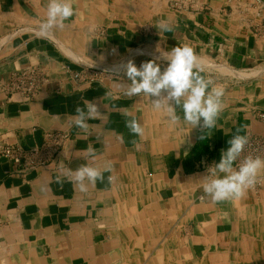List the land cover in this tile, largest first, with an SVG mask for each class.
<instances>
[{
    "label": "crops",
    "instance_id": "1",
    "mask_svg": "<svg viewBox=\"0 0 264 264\" xmlns=\"http://www.w3.org/2000/svg\"><path fill=\"white\" fill-rule=\"evenodd\" d=\"M47 3L0 0V146L28 150L47 132L68 135L52 164L37 169L20 172L0 157V264H264V174L240 200L213 204L202 189L237 130L264 136L255 116L264 112V37L253 31L264 0H72L65 27L44 34ZM161 20L173 30L161 31ZM181 45L225 90L212 129L183 119L170 126L147 97H128L122 86L130 82L120 65L156 59L163 71V54ZM29 66L49 79L37 98L2 91ZM84 99L101 112L87 131L72 124ZM125 112L144 127L142 138L125 127ZM106 161L112 172L87 192L66 176L55 183L69 168Z\"/></svg>",
    "mask_w": 264,
    "mask_h": 264
},
{
    "label": "clouds",
    "instance_id": "2",
    "mask_svg": "<svg viewBox=\"0 0 264 264\" xmlns=\"http://www.w3.org/2000/svg\"><path fill=\"white\" fill-rule=\"evenodd\" d=\"M74 15L72 0H48L46 18L39 24V31L47 34L54 29H63L65 21ZM161 31H172L173 25L161 20ZM167 67L162 71L156 59L143 62L137 67L133 60L119 66V70L130 82L125 87L128 97H147L152 108L165 115L170 126L180 124L181 119L191 128L212 129L223 110V86L202 75L200 58L189 45L176 46L163 54ZM166 93V94H165ZM111 97L112 93H107ZM182 112L183 116L178 114ZM72 124L84 131L89 129L88 121L101 116L100 107L94 100H83V107L77 105ZM125 127L135 137L142 138L145 129L131 113L125 112ZM122 139V137H120ZM204 137H201L203 139ZM249 137L237 130L228 147L221 150L219 162H214L202 178V189L213 204L243 199L247 192L254 189L257 179L264 174V157L248 155L243 158ZM135 143V141H133ZM87 156L95 161L96 150L89 145L85 150ZM113 165L106 161L102 167L85 163L75 170L67 169L55 177V183L63 185L66 176L80 191L87 192L89 185L105 181V173H111ZM113 177L108 175L111 183Z\"/></svg>",
    "mask_w": 264,
    "mask_h": 264
},
{
    "label": "built area",
    "instance_id": "3",
    "mask_svg": "<svg viewBox=\"0 0 264 264\" xmlns=\"http://www.w3.org/2000/svg\"><path fill=\"white\" fill-rule=\"evenodd\" d=\"M174 7L182 9V4L175 1ZM184 9V8H183ZM258 23L254 24V35L264 37V10H258ZM49 83L45 72L37 67L29 66L10 75L7 82L1 85L2 91L10 96H18L21 101L28 102L37 98ZM258 122L264 125V112H256ZM249 142L242 153V157L252 155L264 157V136L250 135ZM68 135L64 132H47L43 144L31 149H23L20 145L0 146V157L7 159L20 168V172L37 169L52 164L61 153ZM263 185L262 178L258 177L254 191Z\"/></svg>",
    "mask_w": 264,
    "mask_h": 264
}]
</instances>
